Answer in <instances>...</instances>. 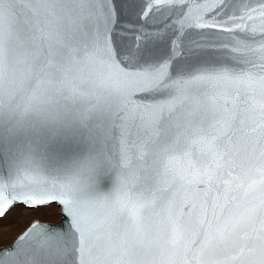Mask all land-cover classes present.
<instances>
[{
  "label": "water",
  "instance_id": "obj_1",
  "mask_svg": "<svg viewBox=\"0 0 264 264\" xmlns=\"http://www.w3.org/2000/svg\"><path fill=\"white\" fill-rule=\"evenodd\" d=\"M0 264H264V0H0Z\"/></svg>",
  "mask_w": 264,
  "mask_h": 264
},
{
  "label": "rangeland",
  "instance_id": "obj_2",
  "mask_svg": "<svg viewBox=\"0 0 264 264\" xmlns=\"http://www.w3.org/2000/svg\"><path fill=\"white\" fill-rule=\"evenodd\" d=\"M59 218L58 207L54 204L37 208L15 205L0 217V246L10 244L32 220L55 223Z\"/></svg>",
  "mask_w": 264,
  "mask_h": 264
}]
</instances>
